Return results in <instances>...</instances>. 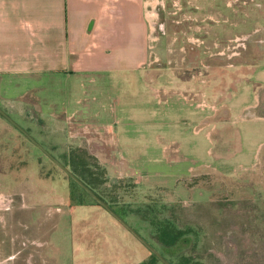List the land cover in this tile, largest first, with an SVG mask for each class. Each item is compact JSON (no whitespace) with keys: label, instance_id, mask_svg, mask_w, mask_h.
Listing matches in <instances>:
<instances>
[{"label":"rangeland","instance_id":"rangeland-1","mask_svg":"<svg viewBox=\"0 0 264 264\" xmlns=\"http://www.w3.org/2000/svg\"><path fill=\"white\" fill-rule=\"evenodd\" d=\"M146 1L141 69L79 115L0 75V264H264V0Z\"/></svg>","mask_w":264,"mask_h":264},{"label":"crops","instance_id":"crops-1","mask_svg":"<svg viewBox=\"0 0 264 264\" xmlns=\"http://www.w3.org/2000/svg\"><path fill=\"white\" fill-rule=\"evenodd\" d=\"M146 6L150 2L143 0H0V75L7 74L11 85L32 87L19 99L31 106L38 102L35 114L42 112V103L54 105L56 99L47 97V88L55 87V98L59 94L64 98L61 111L55 109L49 116L71 119L94 99L85 89L91 77L141 69L149 25L154 22L145 16ZM60 78L65 82L62 87L57 84ZM33 92L36 96L30 99ZM18 116L23 118L19 112ZM226 166L220 164L218 173L233 177Z\"/></svg>","mask_w":264,"mask_h":264},{"label":"trees","instance_id":"trees-1","mask_svg":"<svg viewBox=\"0 0 264 264\" xmlns=\"http://www.w3.org/2000/svg\"><path fill=\"white\" fill-rule=\"evenodd\" d=\"M75 172V171H74ZM82 180L86 183V185H88V187H90V189H92L93 187L91 186V184H89L86 180H84L82 178ZM89 189V188H88ZM181 232H176L175 233V236H173L172 238H170V236L168 235V233H162L160 234V239L161 241L164 243V245H167V246H171L173 245L177 238H178V235L180 234ZM158 257L155 255V254H152V260L151 262H153L154 259H157Z\"/></svg>","mask_w":264,"mask_h":264},{"label":"flooded vegetation","instance_id":"flooded-vegetation-1","mask_svg":"<svg viewBox=\"0 0 264 264\" xmlns=\"http://www.w3.org/2000/svg\"><path fill=\"white\" fill-rule=\"evenodd\" d=\"M157 15L155 14L154 15V19H155V17H156ZM154 25L153 26H155V21H154V23H153ZM1 113V115L3 116V117H6L5 115L7 114V113H5V112H0ZM22 131V133L24 134V136H26V132L24 131V130H21ZM34 145H35V147H36V149H38V150H40V146H41V144L37 141H35L34 143H33ZM42 147V146H41Z\"/></svg>","mask_w":264,"mask_h":264},{"label":"water","instance_id":"water-1","mask_svg":"<svg viewBox=\"0 0 264 264\" xmlns=\"http://www.w3.org/2000/svg\"><path fill=\"white\" fill-rule=\"evenodd\" d=\"M67 173L76 181V182H78L80 185H82L83 187H84V185L73 175V174H71L70 172H68L67 171ZM84 188H86V187H84ZM86 190H88L87 188H86ZM88 192H90L95 198H96V196L91 192V191H89L88 190ZM98 200V199H97ZM101 204H103V206H106L104 203H102L100 200H98Z\"/></svg>","mask_w":264,"mask_h":264},{"label":"bare ground","instance_id":"bare-ground-1","mask_svg":"<svg viewBox=\"0 0 264 264\" xmlns=\"http://www.w3.org/2000/svg\"><path fill=\"white\" fill-rule=\"evenodd\" d=\"M150 16L152 17V14Z\"/></svg>","mask_w":264,"mask_h":264}]
</instances>
